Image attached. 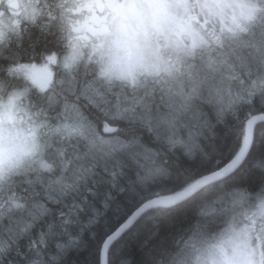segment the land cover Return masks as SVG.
<instances>
[{
	"label": "snow or ice",
	"instance_id": "obj_1",
	"mask_svg": "<svg viewBox=\"0 0 264 264\" xmlns=\"http://www.w3.org/2000/svg\"><path fill=\"white\" fill-rule=\"evenodd\" d=\"M257 26L264 31V0H0V191L9 174L26 158L36 157L41 141L52 137L65 141L64 151L72 149L75 159L90 161L79 165L71 182L63 177L55 181L61 196L78 195L83 188L98 197L99 191L88 187L90 180L98 187L116 189L123 166L115 159L110 169L109 162L117 153L133 160L135 154L118 137H107L120 131L121 121L145 124L151 130L150 108L144 101L153 90L142 77L150 62L159 60L161 38L167 46L180 28L191 44L180 41L177 47L184 57H194L208 38L221 48L248 46L242 37L255 35ZM257 50L264 54V41ZM181 107H187V100ZM226 111L230 117L218 113L208 128L211 143L206 151L201 149L203 156L195 168L178 174L183 179L185 173L196 172L194 181L163 199H151L148 193L153 189L138 190L131 181L128 199L116 201L107 194V200L115 202L113 215L133 201L139 205L107 234L102 250L90 253L85 264H107L109 250L114 264H125L123 246L140 226L145 210L152 213L147 219L180 217L184 243L182 247L173 243L160 258L143 264H264V167L257 163L264 161V77L253 80ZM165 122L174 125L175 117ZM73 140L85 141L87 151L81 154ZM169 141L173 146L181 143L171 137ZM195 147H187V152ZM63 163L67 169L72 161ZM101 165L103 176L96 171ZM162 171L155 169L156 174ZM152 175L149 170L138 181ZM36 179L43 185L42 178ZM27 182L33 183L31 178ZM119 191L123 194L125 188ZM85 207L91 216L84 227L98 225L102 215L108 217L84 196L67 214L60 212L59 225L49 222L48 232L55 235L59 227L68 233L66 226L79 223ZM109 207L103 203L105 210ZM51 211L43 203L34 204L30 216L39 221ZM33 226L30 222L20 231ZM44 236L42 232L41 245ZM68 236L66 243L56 244L61 253L80 244L78 236ZM11 242V238L0 242V261ZM30 264L45 262L37 259ZM51 264H59V257L52 256Z\"/></svg>",
	"mask_w": 264,
	"mask_h": 264
},
{
	"label": "trees",
	"instance_id": "obj_2",
	"mask_svg": "<svg viewBox=\"0 0 264 264\" xmlns=\"http://www.w3.org/2000/svg\"><path fill=\"white\" fill-rule=\"evenodd\" d=\"M218 26L219 24L216 25V30ZM242 39L247 41L248 46L237 44L234 45L235 50L229 47L221 48L212 40H208V46L197 48L194 57H184L182 52L177 50L174 55H180V59L174 57V60L183 71H178L177 80L171 76L142 77L148 80L153 90L152 95L144 101L150 108L151 130L145 124L119 122L120 131L112 138L118 137L122 142L129 144V151L135 154V159L117 153L113 161L109 162L110 169L115 159H119L123 166L124 175L118 179L116 189H110L109 185L98 187L90 180L88 187L93 191L98 190V197L89 195L83 188L78 195L61 196L55 191L59 188L55 181L63 177L66 182H71L79 170V165H87L90 161L75 159L72 149L65 152L66 142L56 137L48 139L47 142L42 140L40 163L49 165V168H38L27 159L25 164L20 169H14L9 174L11 178L2 184L0 210L3 215L0 216V242L8 238H11L12 242L11 247L7 249L6 258L0 261V264H30V261L37 259L51 264L52 256L59 257V264H85V261L91 258L90 253L101 251L107 234L139 205L138 201H133L127 208L113 215L115 202L107 200V194L110 193L116 201L128 199L131 196L128 191L131 181L138 190L153 189L148 193L152 199L173 194L175 190L194 181L198 175L196 172L185 173L183 179H178V174L195 168L203 156L201 149H208L211 143L208 128L216 123L218 113L224 112L230 117V113L226 111L230 101L248 89L253 80L264 77V54L257 50L261 41H264V31L257 26L255 35L243 36ZM185 100L187 107L183 108L181 106ZM113 103H116L115 98ZM173 116L174 125L165 122ZM169 137L172 141L181 143L173 146ZM73 144L79 145L78 151L81 154L87 151L85 141L73 140ZM194 144L198 147L188 153L187 147ZM68 160L72 163L65 169L63 162ZM257 163L264 167V161ZM155 169L163 171L156 174ZM149 170H153V175L140 183L138 176H146ZM96 171L104 175L102 165ZM17 172L19 175L15 174ZM37 177L44 180L43 185L37 182ZM28 178H31L33 183L29 184ZM120 187L125 188L123 194L119 191ZM203 191L208 189L204 188ZM49 196L53 199L50 200ZM84 196L88 197L90 203L94 202L102 213L107 211L108 217L102 215L98 225L84 227L91 216V209L85 207L79 223L66 226L68 233L79 237V246L67 248L61 253L56 244L66 243L68 233L57 227L56 234H50L47 225L51 221L59 225L62 219L60 212L67 214L73 202L81 203ZM104 202L110 205L107 210L103 208ZM14 203L23 204L24 207H14ZM39 203L45 204L52 211L41 220L32 221L30 212L33 211V205ZM208 207L210 205H206L205 210ZM150 215L151 212H145L140 226L126 239L123 246L126 255L122 257L125 264H143L158 259L161 251L173 243L183 246L180 217L147 219ZM30 222L34 226L26 232H21L20 229ZM42 232L45 233L46 246L40 244ZM37 251L41 253L39 257L36 255ZM107 264H114L111 250L107 254Z\"/></svg>",
	"mask_w": 264,
	"mask_h": 264
},
{
	"label": "rangeland",
	"instance_id": "obj_3",
	"mask_svg": "<svg viewBox=\"0 0 264 264\" xmlns=\"http://www.w3.org/2000/svg\"><path fill=\"white\" fill-rule=\"evenodd\" d=\"M219 27L220 25L217 28L218 31H219ZM176 31L179 33V35H171V39L167 43V46H165V41L161 38V40L159 41V45H160L159 60L157 61L154 59L150 62L147 72L145 73L144 76H154L155 78H161L162 76L164 77L171 76L173 77V79L177 80L178 71L179 73L183 72L182 69L180 70V67L176 64L174 57L176 59L177 56H175L174 54H176L177 48H179L177 47V45L180 43V41H182L184 45H190L191 40H179L180 38H182V36H187V35H185L178 27L176 28ZM207 44L201 46L202 47L208 46ZM108 138H112V137H108ZM27 159L28 158H26V160ZM40 160H41V150L39 149L36 157L32 158L30 162L34 163V166L36 165V167L39 168L41 167Z\"/></svg>",
	"mask_w": 264,
	"mask_h": 264
},
{
	"label": "flooded vegetation",
	"instance_id": "obj_4",
	"mask_svg": "<svg viewBox=\"0 0 264 264\" xmlns=\"http://www.w3.org/2000/svg\"><path fill=\"white\" fill-rule=\"evenodd\" d=\"M179 40H190V38L188 36H182V38H180ZM208 40H211V39L208 38Z\"/></svg>",
	"mask_w": 264,
	"mask_h": 264
},
{
	"label": "bare ground",
	"instance_id": "obj_5",
	"mask_svg": "<svg viewBox=\"0 0 264 264\" xmlns=\"http://www.w3.org/2000/svg\"><path fill=\"white\" fill-rule=\"evenodd\" d=\"M183 102V101H182ZM171 195V194H170ZM166 196H169V195H166ZM166 196H159V197H166ZM159 197H155V198H159ZM152 199H154V198H152ZM147 212V211H146ZM102 247H103V245H102ZM102 250V249H101ZM106 260H107V257H106Z\"/></svg>",
	"mask_w": 264,
	"mask_h": 264
},
{
	"label": "water",
	"instance_id": "obj_6",
	"mask_svg": "<svg viewBox=\"0 0 264 264\" xmlns=\"http://www.w3.org/2000/svg\"><path fill=\"white\" fill-rule=\"evenodd\" d=\"M168 197V196H166ZM166 197H159V198H154V199H163V198H166ZM148 211V210H145V212ZM103 248V247H102Z\"/></svg>",
	"mask_w": 264,
	"mask_h": 264
}]
</instances>
